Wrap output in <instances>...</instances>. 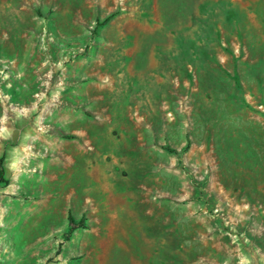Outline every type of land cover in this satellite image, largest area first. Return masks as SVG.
<instances>
[{
    "label": "rangeland",
    "instance_id": "374dc122",
    "mask_svg": "<svg viewBox=\"0 0 264 264\" xmlns=\"http://www.w3.org/2000/svg\"><path fill=\"white\" fill-rule=\"evenodd\" d=\"M0 264H264V0H0Z\"/></svg>",
    "mask_w": 264,
    "mask_h": 264
},
{
    "label": "trees",
    "instance_id": "16d2710c",
    "mask_svg": "<svg viewBox=\"0 0 264 264\" xmlns=\"http://www.w3.org/2000/svg\"><path fill=\"white\" fill-rule=\"evenodd\" d=\"M67 220H68V222H69V224H70V228H71V230L76 226V223H75V221H74V219H73V217L71 216V214H68L67 215ZM70 230V231H71Z\"/></svg>",
    "mask_w": 264,
    "mask_h": 264
}]
</instances>
